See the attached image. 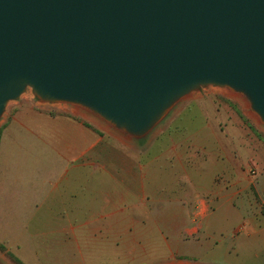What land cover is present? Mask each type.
<instances>
[{
    "label": "water",
    "instance_id": "obj_1",
    "mask_svg": "<svg viewBox=\"0 0 264 264\" xmlns=\"http://www.w3.org/2000/svg\"><path fill=\"white\" fill-rule=\"evenodd\" d=\"M208 87L264 127V0H0V119L30 90L141 141Z\"/></svg>",
    "mask_w": 264,
    "mask_h": 264
},
{
    "label": "rangeland",
    "instance_id": "obj_2",
    "mask_svg": "<svg viewBox=\"0 0 264 264\" xmlns=\"http://www.w3.org/2000/svg\"><path fill=\"white\" fill-rule=\"evenodd\" d=\"M32 114L80 126L84 138L90 134L87 139L99 142L93 149L95 157L116 156L118 151L109 148V143L125 141L130 142L133 158L139 157V146L152 143L146 149L152 158L157 151L155 143H181L188 135V126L209 124L217 132L210 139L212 178L223 167L219 165L218 140H226L221 151L227 157L226 170L234 171L236 161L242 162L243 207L239 209L246 210L252 220L263 216L259 212L264 204L252 185L257 173L251 160L258 154L264 165V127L241 95L216 87L190 93L145 139L138 141L80 107L43 104L26 90L18 100L7 104L0 119V264H186L167 251L166 230L153 226V218L161 219L163 212L153 210V217L148 219L141 210L145 203L116 205V212L108 214L109 221H96L102 214L92 212L90 205L83 206L82 214L64 212L60 204L64 183L53 189L63 167L51 149L44 146L41 125L36 129L34 123L24 122L34 133L31 134L14 123L16 116ZM235 141H241V148ZM216 185L210 192L218 190ZM88 197L91 196L84 194V199ZM239 217L238 213L220 211L210 220L212 229L227 238L233 226L244 225V219ZM80 222L82 229H75ZM244 264H264V259Z\"/></svg>",
    "mask_w": 264,
    "mask_h": 264
},
{
    "label": "crops",
    "instance_id": "obj_3",
    "mask_svg": "<svg viewBox=\"0 0 264 264\" xmlns=\"http://www.w3.org/2000/svg\"><path fill=\"white\" fill-rule=\"evenodd\" d=\"M28 116H16L14 123L31 134L34 133L24 122L34 123L36 129L41 125L44 146L51 149L63 167L53 189L64 183L60 194L64 212L82 214L83 206L90 205L92 212L102 214L96 221H109L108 214L116 212V205L145 203V209L141 210L148 219L153 217V210L163 212L161 219L153 218V226L166 230L164 242L174 259L186 264H244L264 259L263 207L259 212L263 216L257 220L239 209L243 207L242 162L235 158L236 169L226 170L227 157L221 152L226 140H218L219 165L223 167L211 176L210 139L211 134L217 133L216 128L209 124L188 126V135L181 143H155L157 151L152 158L146 151L152 143L139 146V157L133 158L130 142L125 141L109 143V148L118 151L116 156L95 157L93 149L98 148L99 142L87 139L90 134L84 138L80 126L35 114ZM235 144L241 148V141ZM251 161L257 173L252 185L264 204V165L258 154ZM215 184L218 190L212 193ZM84 194L91 197L84 199ZM220 211L238 213L245 221L243 226L240 223L233 226L227 238L212 229L210 220ZM82 227V222L74 226Z\"/></svg>",
    "mask_w": 264,
    "mask_h": 264
},
{
    "label": "trees",
    "instance_id": "obj_4",
    "mask_svg": "<svg viewBox=\"0 0 264 264\" xmlns=\"http://www.w3.org/2000/svg\"><path fill=\"white\" fill-rule=\"evenodd\" d=\"M262 214L264 215V207L262 208Z\"/></svg>",
    "mask_w": 264,
    "mask_h": 264
},
{
    "label": "built area",
    "instance_id": "obj_5",
    "mask_svg": "<svg viewBox=\"0 0 264 264\" xmlns=\"http://www.w3.org/2000/svg\"><path fill=\"white\" fill-rule=\"evenodd\" d=\"M252 173L254 174L255 172L252 171Z\"/></svg>",
    "mask_w": 264,
    "mask_h": 264
}]
</instances>
